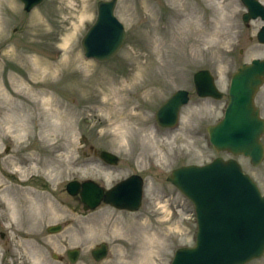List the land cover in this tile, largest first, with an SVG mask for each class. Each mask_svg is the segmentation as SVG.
<instances>
[{"label":"rangeland","instance_id":"rangeland-1","mask_svg":"<svg viewBox=\"0 0 264 264\" xmlns=\"http://www.w3.org/2000/svg\"><path fill=\"white\" fill-rule=\"evenodd\" d=\"M98 1L44 0L25 12L0 0V264H72L69 248L80 249L73 264H169L194 244L196 224L192 203L166 177L217 155L206 127L220 102L200 100L192 75L209 69L226 94L236 68L264 56L259 22L243 26L240 0H117L121 48L106 61L85 59L81 39ZM179 88L190 102L177 127L164 129L154 113ZM104 149L119 156L116 166L96 157ZM239 161L264 193V160ZM130 174L144 178L134 212L103 203L83 211L65 190L72 179L109 187ZM53 224L62 230L47 233ZM99 242L108 252L95 261ZM248 264H264V254Z\"/></svg>","mask_w":264,"mask_h":264},{"label":"water","instance_id":"water-1","mask_svg":"<svg viewBox=\"0 0 264 264\" xmlns=\"http://www.w3.org/2000/svg\"><path fill=\"white\" fill-rule=\"evenodd\" d=\"M21 1L29 11L41 0ZM242 1L249 9L244 19L249 16L264 19V8L256 0ZM115 2H98L96 20L82 40L85 57L107 59L121 45L125 33L123 25L113 15ZM258 37L264 41V26ZM263 77L264 61L255 59L249 65L243 64L232 76L224 117L208 128L210 142L216 149L249 155L253 163L262 156L258 137L264 126L260 124L252 99ZM194 83L198 94L220 96L206 70L194 74ZM187 101L185 90L175 92L158 109L156 120L162 126L174 125L180 106ZM101 157L108 162L116 161V157L107 152H101ZM168 180L190 198L197 218L195 245L177 249L171 264H244L263 253L264 195L235 161L216 158L201 166H181L172 171ZM141 186L140 177L132 175L106 194L89 180L81 184L71 181L66 189L75 194L81 187L80 197L85 209L95 207L103 198L117 208L135 210L140 204ZM58 229L59 226H55L48 232ZM106 253L105 243L91 250L95 260ZM67 256L74 262L78 250H68Z\"/></svg>","mask_w":264,"mask_h":264},{"label":"flooded vegetation","instance_id":"flooded-vegetation-1","mask_svg":"<svg viewBox=\"0 0 264 264\" xmlns=\"http://www.w3.org/2000/svg\"><path fill=\"white\" fill-rule=\"evenodd\" d=\"M263 88V87H262ZM262 88L259 89V91L256 93L255 98H254V102H255V106L258 108L259 111V115L262 119H264V89L262 90ZM226 155V154H225ZM228 157V155H227ZM238 159H242V157H237ZM244 160V159H243ZM243 170L250 174L251 176H253L251 173H249L246 168L244 167V165H242Z\"/></svg>","mask_w":264,"mask_h":264},{"label":"bare ground","instance_id":"bare-ground-1","mask_svg":"<svg viewBox=\"0 0 264 264\" xmlns=\"http://www.w3.org/2000/svg\"><path fill=\"white\" fill-rule=\"evenodd\" d=\"M31 101H32V104H31L32 108L35 111L39 112V108H38L39 103H40L39 95L37 94L36 96H34Z\"/></svg>","mask_w":264,"mask_h":264}]
</instances>
